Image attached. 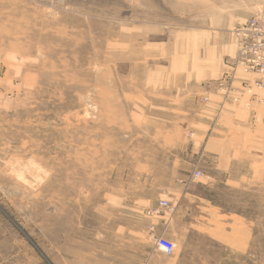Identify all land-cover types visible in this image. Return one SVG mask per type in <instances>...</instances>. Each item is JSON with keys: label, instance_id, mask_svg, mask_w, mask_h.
I'll return each mask as SVG.
<instances>
[{"label": "rangeland", "instance_id": "1", "mask_svg": "<svg viewBox=\"0 0 264 264\" xmlns=\"http://www.w3.org/2000/svg\"><path fill=\"white\" fill-rule=\"evenodd\" d=\"M139 1L0 0V264H264V89L217 85L236 0L216 47Z\"/></svg>", "mask_w": 264, "mask_h": 264}, {"label": "built area", "instance_id": "2", "mask_svg": "<svg viewBox=\"0 0 264 264\" xmlns=\"http://www.w3.org/2000/svg\"><path fill=\"white\" fill-rule=\"evenodd\" d=\"M237 42V53L234 59L228 61L225 72L218 79L221 96L226 99L236 100L234 87L235 81H240L241 90L249 92L252 86L245 80H239L236 76L240 72L243 75L254 74L260 77L255 86L264 89V10L256 13L244 24H239L232 31ZM244 92V93H245ZM204 100L207 101L206 98ZM194 176H198L195 172ZM158 208L168 209L165 201L159 203ZM157 212V209L154 210ZM156 249L169 256L174 251V245L161 237L155 240Z\"/></svg>", "mask_w": 264, "mask_h": 264}, {"label": "crops", "instance_id": "3", "mask_svg": "<svg viewBox=\"0 0 264 264\" xmlns=\"http://www.w3.org/2000/svg\"><path fill=\"white\" fill-rule=\"evenodd\" d=\"M151 13L156 9V14L166 20V25L180 28L181 31L188 30L191 27H198L199 33L213 39V42L220 44V35L223 29V0H149ZM140 3L146 4V0H140ZM161 2V3H159ZM162 4L163 9L154 7L153 4ZM264 0H236L234 2L235 11L228 16L233 20L232 27L237 24H244L247 20L256 14V4L259 5ZM159 12V13H158ZM190 19H195L194 24L189 23ZM174 20V21H173ZM160 21V20H159ZM171 21V23H167ZM163 22V21H162ZM156 24L161 25V22ZM229 26V23H226ZM171 27V26H170ZM179 31V30H178ZM218 47V44H217Z\"/></svg>", "mask_w": 264, "mask_h": 264}]
</instances>
